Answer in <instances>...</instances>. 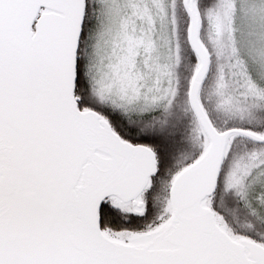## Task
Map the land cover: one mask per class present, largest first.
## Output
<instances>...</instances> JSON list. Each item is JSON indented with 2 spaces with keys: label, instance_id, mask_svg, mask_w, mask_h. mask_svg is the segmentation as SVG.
I'll use <instances>...</instances> for the list:
<instances>
[{
  "label": "snow or ice",
  "instance_id": "obj_1",
  "mask_svg": "<svg viewBox=\"0 0 264 264\" xmlns=\"http://www.w3.org/2000/svg\"><path fill=\"white\" fill-rule=\"evenodd\" d=\"M0 264H264V0H0Z\"/></svg>",
  "mask_w": 264,
  "mask_h": 264
}]
</instances>
